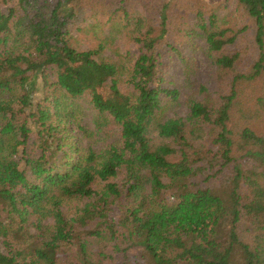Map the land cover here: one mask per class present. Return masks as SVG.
I'll list each match as a JSON object with an SVG mask.
<instances>
[{
    "label": "trees",
    "instance_id": "trees-1",
    "mask_svg": "<svg viewBox=\"0 0 264 264\" xmlns=\"http://www.w3.org/2000/svg\"><path fill=\"white\" fill-rule=\"evenodd\" d=\"M235 1L253 54L227 52L239 33L207 21L204 0H0V264H264V132L251 127L264 126V0ZM106 28L137 52L119 53ZM75 29L93 36L87 51ZM194 35L229 93L200 87L180 116L163 58ZM86 95L97 130L120 127V147L74 137ZM81 199L94 200L68 217Z\"/></svg>",
    "mask_w": 264,
    "mask_h": 264
},
{
    "label": "rangeland",
    "instance_id": "rangeland-1",
    "mask_svg": "<svg viewBox=\"0 0 264 264\" xmlns=\"http://www.w3.org/2000/svg\"><path fill=\"white\" fill-rule=\"evenodd\" d=\"M204 11L207 12L206 19L214 15L217 19V25L221 28L234 29L239 33V39L236 45L230 46L227 49V52H234V50L244 51L248 50L251 54L254 53V34L255 29L253 27L252 21L243 19V12L240 11L237 7L235 0H204ZM92 23V16L86 18V24ZM190 25L193 27L192 18L190 19ZM245 27H248V31L244 30ZM182 31V29L180 30ZM105 34L114 39V46L119 53L125 55L131 53L132 55L137 52V46L129 43L124 34H119L117 36L109 35L108 28L105 29ZM74 37L78 38V45L80 51H87L93 44L92 35H82L79 32L74 30ZM188 40L176 44V52L171 53L170 56H165L163 58V68L161 71V77L163 78V87L168 89H177L181 94V99L183 103L181 107L176 109V112L180 116H184L187 112V107L185 105V99L191 97L195 94L196 99H202L203 96L199 94L200 87H204L208 90L209 94L213 97L218 98L221 95H227L229 93L228 82L229 80L224 81L223 83L218 78L216 67L213 64L212 56L207 50V45L203 37L199 35H194ZM105 57L114 58V55L110 51L104 53ZM131 63L128 64L130 66ZM40 80L38 84L40 85ZM121 90L123 93H134L133 86L129 84L121 85ZM36 101H42L43 96L41 92H38L35 96ZM75 103L80 108V115L82 119L81 126L84 127L86 131H79L74 127V137L81 140V145L84 147L91 146L97 153H101L108 149L111 146L120 147L122 145L121 140V129L114 123H110L102 130H97L93 121L96 115V112L92 108L91 99L88 95L83 98L77 99ZM174 113V111H173ZM31 127L34 129V125L31 124ZM251 127L254 128L257 133L264 132V126L259 122H252ZM35 130V129H34ZM38 137L36 132L31 137V143L27 146V151L31 155H37L39 153L38 145L35 146L33 142L37 140ZM22 151V148L20 149ZM22 167L24 163H21ZM30 176V172L27 173ZM125 179L124 171H121L117 179L114 180L115 183L120 186L123 185ZM221 181L218 182V185ZM192 183L194 185L200 186V188H207L209 184L203 183L198 180H194ZM102 183H98L94 186L95 190H99L102 187ZM212 185L210 186V188ZM223 194L222 191H220ZM173 193H168L166 199L172 200ZM94 199H81L73 200L65 204L62 207L64 213L68 217H72L74 211L78 207H83L84 205L93 202ZM111 218L117 219L119 217L118 209H113L110 213ZM35 218L33 217L32 220ZM52 224V220L49 218L44 221V224Z\"/></svg>",
    "mask_w": 264,
    "mask_h": 264
}]
</instances>
